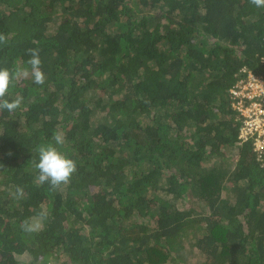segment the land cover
Masks as SVG:
<instances>
[{"label":"trees","instance_id":"trees-1","mask_svg":"<svg viewBox=\"0 0 264 264\" xmlns=\"http://www.w3.org/2000/svg\"><path fill=\"white\" fill-rule=\"evenodd\" d=\"M0 35V68L39 48L46 75L0 111V264H264V163L230 93L264 78V7L0 0ZM56 130L77 171L50 191L35 162Z\"/></svg>","mask_w":264,"mask_h":264},{"label":"clouds","instance_id":"clouds-1","mask_svg":"<svg viewBox=\"0 0 264 264\" xmlns=\"http://www.w3.org/2000/svg\"><path fill=\"white\" fill-rule=\"evenodd\" d=\"M250 3L256 7H264V0H250ZM5 37L0 35V42ZM29 59L27 67L10 70L0 68V111L7 110L14 112L22 105V97L14 99L7 98L10 87L21 78H31L32 82L37 85H43L46 75L42 70V60L39 48L28 49ZM66 137L62 130L53 132L51 141L37 146L38 161L35 162V168L38 171L36 182L38 186L47 184L50 191L59 189L62 185H67L73 174L77 171L76 161L60 150V146L65 144ZM16 200L25 198V189L17 185L13 192ZM47 219V213L44 210L39 211L35 216L29 217L21 222V228L26 233H34L44 226Z\"/></svg>","mask_w":264,"mask_h":264},{"label":"built area","instance_id":"built-area-1","mask_svg":"<svg viewBox=\"0 0 264 264\" xmlns=\"http://www.w3.org/2000/svg\"><path fill=\"white\" fill-rule=\"evenodd\" d=\"M242 73L230 89L232 107L241 123L239 138L253 139L258 160L264 163V78L246 68Z\"/></svg>","mask_w":264,"mask_h":264}]
</instances>
